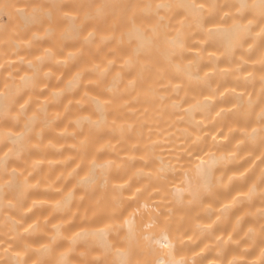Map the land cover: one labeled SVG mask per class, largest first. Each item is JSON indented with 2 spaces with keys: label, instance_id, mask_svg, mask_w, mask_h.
<instances>
[{
  "label": "bare ground",
  "instance_id": "bare-ground-1",
  "mask_svg": "<svg viewBox=\"0 0 264 264\" xmlns=\"http://www.w3.org/2000/svg\"><path fill=\"white\" fill-rule=\"evenodd\" d=\"M0 264H264V0H0Z\"/></svg>",
  "mask_w": 264,
  "mask_h": 264
},
{
  "label": "snow or ice",
  "instance_id": "snow-or-ice-1",
  "mask_svg": "<svg viewBox=\"0 0 264 264\" xmlns=\"http://www.w3.org/2000/svg\"><path fill=\"white\" fill-rule=\"evenodd\" d=\"M201 7H203L202 5H201ZM165 247H168V245L166 244V245H164Z\"/></svg>",
  "mask_w": 264,
  "mask_h": 264
}]
</instances>
